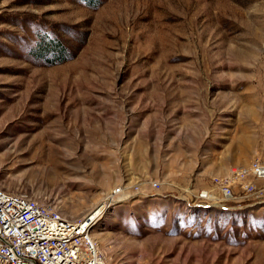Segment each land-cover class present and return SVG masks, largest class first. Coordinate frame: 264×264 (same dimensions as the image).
Listing matches in <instances>:
<instances>
[{
  "label": "rangeland",
  "instance_id": "rangeland-1",
  "mask_svg": "<svg viewBox=\"0 0 264 264\" xmlns=\"http://www.w3.org/2000/svg\"><path fill=\"white\" fill-rule=\"evenodd\" d=\"M253 160L264 0H0V187L78 220L119 186L109 263L264 264Z\"/></svg>",
  "mask_w": 264,
  "mask_h": 264
},
{
  "label": "built area",
  "instance_id": "built-area-1",
  "mask_svg": "<svg viewBox=\"0 0 264 264\" xmlns=\"http://www.w3.org/2000/svg\"><path fill=\"white\" fill-rule=\"evenodd\" d=\"M233 170L237 175L242 172L264 178V163L259 160ZM117 193H123L119 186L113 189L110 200ZM210 194L203 189L199 196L213 200ZM87 215L71 220L27 194L0 187V264H111L92 233L98 217Z\"/></svg>",
  "mask_w": 264,
  "mask_h": 264
},
{
  "label": "trees",
  "instance_id": "trees-1",
  "mask_svg": "<svg viewBox=\"0 0 264 264\" xmlns=\"http://www.w3.org/2000/svg\"><path fill=\"white\" fill-rule=\"evenodd\" d=\"M43 42H39L38 46L35 48V52H40L38 54L45 55L46 53H52V56L57 58L58 60H63L65 58L66 48L61 43L60 40L55 39H47L42 40Z\"/></svg>",
  "mask_w": 264,
  "mask_h": 264
},
{
  "label": "bare ground",
  "instance_id": "bare-ground-1",
  "mask_svg": "<svg viewBox=\"0 0 264 264\" xmlns=\"http://www.w3.org/2000/svg\"><path fill=\"white\" fill-rule=\"evenodd\" d=\"M115 198L117 199V197H115ZM115 198L114 199L112 198L111 200H110V198L104 199V201L102 202V204L99 207H96V209H94L87 216L91 215V218H95V217L97 218V217H99L101 214H103L105 212L109 201H111V202L112 201H114V202L115 201H118V199L116 200ZM107 200H108V202H106ZM111 202H110V204H111Z\"/></svg>",
  "mask_w": 264,
  "mask_h": 264
}]
</instances>
